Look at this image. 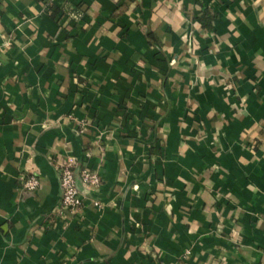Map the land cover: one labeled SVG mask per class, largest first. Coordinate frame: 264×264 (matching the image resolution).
<instances>
[{
    "label": "crops",
    "instance_id": "obj_1",
    "mask_svg": "<svg viewBox=\"0 0 264 264\" xmlns=\"http://www.w3.org/2000/svg\"><path fill=\"white\" fill-rule=\"evenodd\" d=\"M0 264H264V0H0Z\"/></svg>",
    "mask_w": 264,
    "mask_h": 264
},
{
    "label": "built area",
    "instance_id": "obj_2",
    "mask_svg": "<svg viewBox=\"0 0 264 264\" xmlns=\"http://www.w3.org/2000/svg\"><path fill=\"white\" fill-rule=\"evenodd\" d=\"M77 166L75 157L66 156L62 159V163L58 167V178L61 190L60 213L67 215H75L78 213L81 200L77 187V181L74 176V169ZM79 181L84 186L96 187L100 183L98 173L87 169L79 172ZM39 182L35 174H31L28 179L22 183L24 189L33 191L37 188Z\"/></svg>",
    "mask_w": 264,
    "mask_h": 264
}]
</instances>
